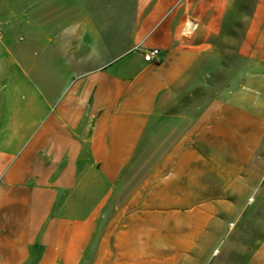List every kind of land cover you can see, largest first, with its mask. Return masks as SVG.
<instances>
[{"label":"crops","instance_id":"obj_1","mask_svg":"<svg viewBox=\"0 0 264 264\" xmlns=\"http://www.w3.org/2000/svg\"><path fill=\"white\" fill-rule=\"evenodd\" d=\"M171 2L137 3L126 52L88 16L51 30L0 20V264H264V238L247 258H213L231 229L216 222L264 138L250 93L264 90V0L231 53L239 77L205 103L186 91L219 89L231 66L215 38L237 25L202 4L192 47ZM153 48L158 61H144Z\"/></svg>","mask_w":264,"mask_h":264},{"label":"rangeland","instance_id":"obj_2","mask_svg":"<svg viewBox=\"0 0 264 264\" xmlns=\"http://www.w3.org/2000/svg\"><path fill=\"white\" fill-rule=\"evenodd\" d=\"M149 1L159 2L160 0ZM259 1L172 0L167 14L171 13L175 18H183L184 23L189 18L198 22L197 28L192 33L183 35V30H181L180 34L182 39L188 40L192 47L195 44V35L200 31V20L205 22L210 18V11L200 8L202 4L208 7L211 2L219 3L220 9L217 11V18L224 23V26L228 22L231 25H237V28L231 26L229 32L226 31L227 27H225L224 32L215 38L217 40L218 37L214 46L220 54V66H231L225 69L220 67L217 84L219 89L194 90L190 85L191 87L188 88L185 96L187 102L194 101L197 97L198 101L205 103L220 91L221 86L233 78L239 77L240 74L237 71L242 66V61L238 57H232L231 55L234 54L231 53H235L238 49L244 18H248L255 12ZM138 2L140 0H0V20L3 22L15 17H28L32 20L38 18L39 23H42V28L51 30L49 25L52 23L59 24L55 28L57 29L70 20L88 16L96 28L106 37L110 49L115 52H126L131 43V19L137 16L136 5ZM196 16H199V19H196ZM44 22L48 24H44ZM20 30L28 34L36 32L30 26H23ZM259 73L257 69L250 68L249 74L246 75V77L249 76L247 80L249 79L254 83L253 79ZM250 93L252 97L256 98H259V94V99L264 101V90L250 89ZM160 124L162 122L155 123L151 131H155ZM143 170H131L128 176L131 177L133 173L137 172L134 174V177H137ZM234 198L235 201L228 205L227 211L225 210L227 216L216 222V226L231 228L225 248L213 252V258L216 259L247 258L257 248L260 240L264 238V138L254 154L250 166L244 173L242 183L236 187ZM214 236L222 238L223 235H208L206 239L211 241Z\"/></svg>","mask_w":264,"mask_h":264},{"label":"built area","instance_id":"obj_3","mask_svg":"<svg viewBox=\"0 0 264 264\" xmlns=\"http://www.w3.org/2000/svg\"><path fill=\"white\" fill-rule=\"evenodd\" d=\"M197 22L191 18L187 19L183 27V35L192 33L197 28ZM160 56V50L157 48L145 50L143 52V59L146 62H157Z\"/></svg>","mask_w":264,"mask_h":264}]
</instances>
